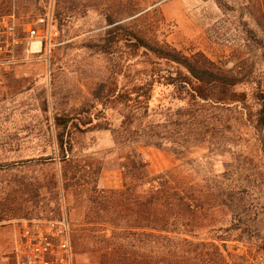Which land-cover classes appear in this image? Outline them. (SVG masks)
Here are the masks:
<instances>
[{
    "label": "rangeland",
    "instance_id": "rangeland-1",
    "mask_svg": "<svg viewBox=\"0 0 264 264\" xmlns=\"http://www.w3.org/2000/svg\"><path fill=\"white\" fill-rule=\"evenodd\" d=\"M219 1L0 0V23L12 22L21 42L0 57V264L13 263L24 223L32 228L66 219L72 243L73 230L86 221L81 174L98 171L100 188L121 186L119 157L128 148L114 144L112 131H126L125 146L142 141L136 148L152 175L182 165L193 177L225 174L228 181L249 180L257 195L264 192L263 136L254 126V95L264 83L256 0ZM130 31L167 44L232 85L198 83L181 67L132 46ZM165 76L174 85H165ZM149 80L156 114L126 118L142 111L135 91ZM200 95L224 101H200ZM57 118L67 119L66 127ZM152 133L161 146H143ZM72 249L76 264H95Z\"/></svg>",
    "mask_w": 264,
    "mask_h": 264
},
{
    "label": "trees",
    "instance_id": "trees-1",
    "mask_svg": "<svg viewBox=\"0 0 264 264\" xmlns=\"http://www.w3.org/2000/svg\"><path fill=\"white\" fill-rule=\"evenodd\" d=\"M263 1L256 0L251 5L256 9V26L261 32L255 40L264 58ZM217 3L220 5L219 0ZM107 22L110 25L113 19L107 17ZM129 38L132 46L181 67L202 85H232L230 78L192 61L165 43L132 31ZM162 79L165 85H174L170 76ZM153 84L149 80L136 89L142 111H131L126 118L147 120L156 114V109L149 106ZM254 98V126L263 136L259 151L264 158V83L257 88ZM199 99L224 101L216 95H200ZM169 110L170 107L166 109ZM67 123V119L57 118L59 127H66ZM112 134L118 148H128L119 157L122 183L119 188H100L98 171L87 177L80 175V208L85 211L86 221L83 227L73 230L72 241L80 256H88L95 264H264V192L257 195L249 180L228 181L225 174L213 179L193 177L182 165L152 175L136 148L142 141L130 140L125 146V130ZM64 138L62 131L58 134L62 150L67 144ZM143 138V146H161L157 134ZM182 139V143L188 142L187 136ZM68 175L65 162L61 170L63 192L70 189ZM261 180L264 184V172Z\"/></svg>",
    "mask_w": 264,
    "mask_h": 264
},
{
    "label": "built area",
    "instance_id": "built-area-1",
    "mask_svg": "<svg viewBox=\"0 0 264 264\" xmlns=\"http://www.w3.org/2000/svg\"><path fill=\"white\" fill-rule=\"evenodd\" d=\"M38 22L43 23V19ZM29 36L31 38L37 36V31L30 30ZM20 44L14 24L2 21L0 23V57L4 53L10 54ZM11 255L12 264H76L70 226L66 219L43 221L32 228L24 223L22 234L14 244Z\"/></svg>",
    "mask_w": 264,
    "mask_h": 264
}]
</instances>
